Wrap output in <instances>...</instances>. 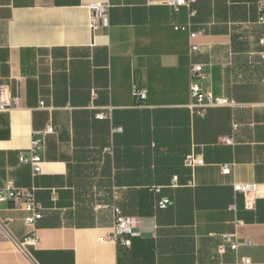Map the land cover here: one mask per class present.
Returning <instances> with one entry per match:
<instances>
[{"label": "crops", "instance_id": "crops-1", "mask_svg": "<svg viewBox=\"0 0 264 264\" xmlns=\"http://www.w3.org/2000/svg\"><path fill=\"white\" fill-rule=\"evenodd\" d=\"M93 1L109 3L105 26L91 27ZM256 1L190 0L174 10L165 0H0V86L19 97L0 112V187H33L42 213L30 227L19 204L0 203V264H264ZM195 63L202 88L236 106L189 108ZM48 125L33 175L19 157ZM191 153L203 163L187 167ZM237 183L256 190L245 197ZM162 197L173 205L158 209ZM113 206L136 220L130 246L106 239ZM31 232L35 245L21 251ZM225 234L238 246L219 252Z\"/></svg>", "mask_w": 264, "mask_h": 264}, {"label": "built area", "instance_id": "built-area-1", "mask_svg": "<svg viewBox=\"0 0 264 264\" xmlns=\"http://www.w3.org/2000/svg\"><path fill=\"white\" fill-rule=\"evenodd\" d=\"M165 3L171 6L174 10H177L181 6H189L190 0H165ZM90 14L91 27L95 26V23H99L102 26L107 24L108 20V1H93L86 5ZM256 9L258 13V20L264 24V0L256 1ZM175 29L184 30V27H175ZM194 37L193 33H190L189 38ZM260 44L264 45V37L260 39ZM197 46L190 44V51H196ZM259 57L264 60V50L259 52ZM202 66L200 64H192L189 67V93L191 97V103L189 108L198 115H203L207 108L211 107H234L236 103L224 97L214 96L209 90L203 89L200 84L202 78ZM261 84L264 87V77L261 78ZM147 91L143 88H134L132 95L137 101H142L146 98ZM19 97L13 95L7 86H0V112L9 111L18 106ZM96 118H104V114H96ZM235 125H233V128ZM52 128L48 125L40 135H33L30 140L29 147L26 150L27 155H21L19 157L20 162L30 165L32 174L36 175L40 172L41 153L44 146V136L51 133ZM231 140V139H229ZM184 163L187 167H194L201 165L203 159L194 154H189L185 157ZM231 165L223 164L221 166V172L228 174L231 172ZM235 191L241 192L245 197L251 195L256 190L254 184H242L237 183L233 185ZM159 190L156 188L155 192ZM7 202L13 205L19 204L21 209L26 213L24 217V223L30 227H34L36 222L42 217L41 207L35 200L33 187H16L11 183H7L0 187V203ZM173 205V201L167 197H162L156 202L158 209H165ZM114 212V222L108 233L106 239L124 246H130L131 239L138 236V232L135 230L136 220L131 216L123 215L121 210L117 207H112ZM0 235L7 236L5 225L0 221ZM223 243L218 247L219 252H223L226 247L230 250H235L238 243L234 239V235L225 234L222 236ZM36 235L31 232L25 236L20 242H17V246L21 251H26L25 246H34L36 243ZM234 264H252L249 257H240Z\"/></svg>", "mask_w": 264, "mask_h": 264}]
</instances>
